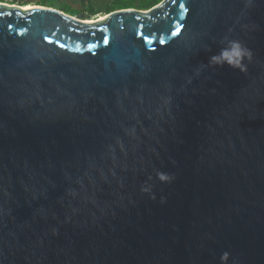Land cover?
Returning <instances> with one entry per match:
<instances>
[{
	"label": "water",
	"instance_id": "95a60500",
	"mask_svg": "<svg viewBox=\"0 0 264 264\" xmlns=\"http://www.w3.org/2000/svg\"><path fill=\"white\" fill-rule=\"evenodd\" d=\"M87 20L0 2V264H264V0Z\"/></svg>",
	"mask_w": 264,
	"mask_h": 264
},
{
	"label": "trees",
	"instance_id": "16d2710c",
	"mask_svg": "<svg viewBox=\"0 0 264 264\" xmlns=\"http://www.w3.org/2000/svg\"><path fill=\"white\" fill-rule=\"evenodd\" d=\"M162 0H93L94 3H101L102 7L98 10L95 6L92 7V0H81L82 6L86 8V11L89 13V16L105 11V13H109L115 10L124 9V8H135L139 10H148L152 8L153 6L159 4ZM41 6H47V7H53L58 10L64 11L65 13H68L70 15L75 16L76 10L71 8L69 4H66L64 2H56L51 3L50 5H46L44 0L42 1V4H38ZM117 6V7H116ZM97 9V10H96ZM85 12V11H82ZM88 20H90L88 18Z\"/></svg>",
	"mask_w": 264,
	"mask_h": 264
},
{
	"label": "clouds",
	"instance_id": "9594fccd",
	"mask_svg": "<svg viewBox=\"0 0 264 264\" xmlns=\"http://www.w3.org/2000/svg\"><path fill=\"white\" fill-rule=\"evenodd\" d=\"M222 43H226L229 46V51H224L222 55H214L210 57L209 64L215 66H223L227 63L228 66L233 69L245 70L244 60L250 58L251 53L246 47H244L239 41L229 40L225 38ZM227 254H225V257ZM223 259V257H222Z\"/></svg>",
	"mask_w": 264,
	"mask_h": 264
},
{
	"label": "rangeland",
	"instance_id": "374dc122",
	"mask_svg": "<svg viewBox=\"0 0 264 264\" xmlns=\"http://www.w3.org/2000/svg\"><path fill=\"white\" fill-rule=\"evenodd\" d=\"M18 1H23L25 3H29V5H32L33 6L35 4L40 3L43 0H18ZM57 1L58 2H64L66 4H69L71 8H73V9L76 10V13H79V15L82 14V11H86V8L84 6H82L81 0H44V2H45L46 5H50L51 3H56ZM98 1H100V0H98ZM103 1H105V0H103ZM92 3H93L92 4V7H94V9H95V6H96V8L98 10L102 7L101 3H98V2L97 3H94L93 0H92ZM106 14H108V13H105V11H101V12H97V13L89 16V13L84 12L82 16H83V19H86V18L87 19L88 18L89 19H97L98 17L103 16V15H106Z\"/></svg>",
	"mask_w": 264,
	"mask_h": 264
},
{
	"label": "flooded vegetation",
	"instance_id": "af4514ba",
	"mask_svg": "<svg viewBox=\"0 0 264 264\" xmlns=\"http://www.w3.org/2000/svg\"><path fill=\"white\" fill-rule=\"evenodd\" d=\"M0 2H4V3H7V4H12V5H16V6H19V7H22V8H25L29 5V3H25L23 1H18V0H0ZM38 4H42V1ZM38 4H35V5H38ZM64 12V11H63ZM86 13H88L87 11H85ZM83 13L81 15L78 14H75V17H78V18H82L83 19ZM68 14V13H67ZM70 15V14H69ZM79 15V16H78ZM73 16V15H71ZM87 19V18H86Z\"/></svg>",
	"mask_w": 264,
	"mask_h": 264
},
{
	"label": "bare ground",
	"instance_id": "6f19581e",
	"mask_svg": "<svg viewBox=\"0 0 264 264\" xmlns=\"http://www.w3.org/2000/svg\"><path fill=\"white\" fill-rule=\"evenodd\" d=\"M31 7H32V5H28V6L25 7V8L29 9V8H31ZM102 19H104V15L98 17L97 19H90V20H87V21H88V22H94V21H96V20H102Z\"/></svg>",
	"mask_w": 264,
	"mask_h": 264
},
{
	"label": "snow or ice",
	"instance_id": "6c2138e0",
	"mask_svg": "<svg viewBox=\"0 0 264 264\" xmlns=\"http://www.w3.org/2000/svg\"><path fill=\"white\" fill-rule=\"evenodd\" d=\"M174 3H179V0H173ZM184 5L183 4H180V7H183ZM173 35H176V33L174 32ZM107 39V38H105ZM161 43H164L165 41L161 38L160 40Z\"/></svg>",
	"mask_w": 264,
	"mask_h": 264
}]
</instances>
